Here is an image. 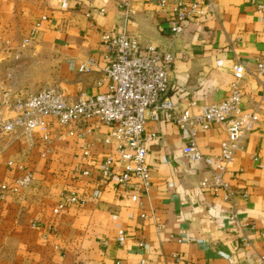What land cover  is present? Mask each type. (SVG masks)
Segmentation results:
<instances>
[{
	"label": "crops",
	"instance_id": "obj_1",
	"mask_svg": "<svg viewBox=\"0 0 264 264\" xmlns=\"http://www.w3.org/2000/svg\"><path fill=\"white\" fill-rule=\"evenodd\" d=\"M212 1L216 13L205 6L182 34L172 36L168 12L147 0H133L130 19L114 0H0V100L35 92L28 89L36 82L30 73L35 60L21 61L33 49L58 51L57 87L67 95L106 91L102 34L126 29L143 44L173 52L170 94L181 108L193 101H219L234 80V62L241 60L254 72L264 55V11L259 9L264 0ZM28 37L29 50L22 46ZM90 56L100 60L90 72H80ZM242 84L244 105H259L260 120L225 174L237 190L232 200L200 185L206 166L184 154L188 134L172 122L148 125L160 135L149 146V193L136 182L124 190L117 178L101 185L95 172L73 173L85 145L93 142L95 153L86 167L104 155L98 141L110 131L104 123L93 133L79 124L77 134L55 139L49 150L40 132L35 147L22 136L0 138V181L13 177L8 160L22 161L34 171L28 188L0 200V264H230L232 255L237 264H255L253 255L264 245V85L255 73ZM192 111L199 113V105ZM226 137L225 128L212 122L200 130L197 142L203 153L216 155ZM55 183L57 198L51 203ZM70 189L95 198L55 213L61 193ZM244 189L250 192L248 198ZM232 205L241 218L256 224V231L247 232L253 249L237 248L241 240L227 224ZM120 229L126 234L123 244L116 239Z\"/></svg>",
	"mask_w": 264,
	"mask_h": 264
},
{
	"label": "built area",
	"instance_id": "obj_2",
	"mask_svg": "<svg viewBox=\"0 0 264 264\" xmlns=\"http://www.w3.org/2000/svg\"><path fill=\"white\" fill-rule=\"evenodd\" d=\"M126 19L134 14L133 0H114ZM162 11L168 12L170 33L182 34L187 23L207 11L216 13L212 0H147ZM264 11V6L259 5ZM105 11V8L102 9ZM36 34V29L32 35ZM31 37L24 39L22 46L29 44ZM101 59L104 65V79L109 82L104 92L95 95L81 93L67 95L59 87L48 86L29 95L6 97L0 100V138L25 137L31 147L37 144L36 133L40 132L47 150L57 138L77 134L79 124L88 133L104 123L110 131L101 137L104 147L101 159L95 160L91 167L85 165L93 154V142L85 145L77 153V164L73 167L75 175L97 174L99 184L113 178L126 189L133 182L138 183L148 193L152 187L153 171L148 162L149 146L152 140L160 138L157 131L149 129V122H172L187 132L188 142L183 147L184 154L194 162L206 166V174L200 180L202 187H208L224 200H232L237 190L225 178L230 172L238 151L245 147L246 138L255 130L260 120L259 105L246 108V95L242 80L255 73L264 85V55L256 61L254 72L245 63L236 60L233 64L234 80L225 97L212 103L193 101L181 108L173 99L170 70L174 55L170 49L154 44H143L141 40L126 29L102 34ZM90 56L79 67L82 73L90 72L98 63ZM100 60V59H99ZM199 105L200 112L192 109ZM212 122L222 125L227 137L222 141L219 154H205L197 142L198 134L209 128ZM54 128H56L54 130ZM7 166L13 171L8 181H0V200L9 192L20 194L34 180V171L22 161L8 160ZM245 198L250 196L247 189L242 191ZM95 195L80 194L75 189L62 192L60 201L54 207L55 213H62L72 205H85ZM227 224L241 240L237 248L253 249L248 231H256L254 221L240 217L239 210L232 205L228 210ZM125 230L120 229L116 237L119 244L125 242ZM263 251L254 253L255 264H264ZM230 264H237L235 255ZM121 264V261L118 262Z\"/></svg>",
	"mask_w": 264,
	"mask_h": 264
},
{
	"label": "rangeland",
	"instance_id": "obj_3",
	"mask_svg": "<svg viewBox=\"0 0 264 264\" xmlns=\"http://www.w3.org/2000/svg\"><path fill=\"white\" fill-rule=\"evenodd\" d=\"M31 45H26L24 48L28 47V50L30 49ZM30 53V52H29ZM31 58L32 60H35V66L33 69L31 68L30 73H33L36 79V85L33 83V89L28 88L27 86L28 83H26V89H29V92L37 91L38 89H41V87H48V86H54L57 87V79L59 75V70H60V63L58 62V51L52 49V50H38L37 51H32V53L29 54V56H24L21 58V61L24 59ZM49 60H51L50 65H48ZM30 87V86H29ZM58 184V183H57ZM56 183L54 184L55 188L52 192V195L49 198V201L51 203H54L57 198V189L58 185ZM64 192V191H63ZM62 195V193H61ZM60 195V198H61ZM60 198L58 202L60 201ZM57 202V204H58ZM56 204V205H57ZM59 214V213H57Z\"/></svg>",
	"mask_w": 264,
	"mask_h": 264
}]
</instances>
